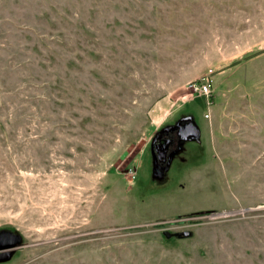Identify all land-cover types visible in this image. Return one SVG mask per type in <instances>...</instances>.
Returning a JSON list of instances; mask_svg holds the SVG:
<instances>
[{"label": "rangeland", "instance_id": "374dc122", "mask_svg": "<svg viewBox=\"0 0 264 264\" xmlns=\"http://www.w3.org/2000/svg\"><path fill=\"white\" fill-rule=\"evenodd\" d=\"M3 229L0 264H264V0H0Z\"/></svg>", "mask_w": 264, "mask_h": 264}, {"label": "water", "instance_id": "95a60500", "mask_svg": "<svg viewBox=\"0 0 264 264\" xmlns=\"http://www.w3.org/2000/svg\"><path fill=\"white\" fill-rule=\"evenodd\" d=\"M191 122L192 123H190L188 126L181 127L182 141H186L190 139L200 140L201 138V129L198 123L195 122L194 120H191ZM162 140L163 139L156 136L152 141L154 166L157 173H160L158 171V166L162 167V164H165L166 161L168 160L166 165L168 168L172 160V155H170L168 151L171 141H166V144L161 146ZM164 172H162L161 174H164ZM190 235H191L190 231L175 232V233L164 232V237H166L168 240L171 238H179V239L189 238L191 237ZM23 246H24L23 237L20 233L7 229L0 230V263H6L11 261L13 259V255L15 251Z\"/></svg>", "mask_w": 264, "mask_h": 264}, {"label": "flooded vegetation", "instance_id": "af4514ba", "mask_svg": "<svg viewBox=\"0 0 264 264\" xmlns=\"http://www.w3.org/2000/svg\"><path fill=\"white\" fill-rule=\"evenodd\" d=\"M191 120L195 121V118H194V115L190 114L189 112L180 114L178 117L174 118L171 122L166 124L159 131H157V133L154 135V137L158 136L161 139H163L161 141V146L166 144V141H171V144L169 145V150H168L169 154L172 155L171 162L175 161L177 158L180 157L181 154H183V152H185L184 150L187 148L186 145L188 143H191V142H194V141L196 143H199L201 141V139H202V136H201L200 140H192V139H190V140L182 141L181 127L188 126L190 123H192ZM199 127H200V125H199ZM200 129H201V127H200ZM201 135H202V129H201ZM152 141H153V139H152ZM152 141H151L149 149H150V152L153 155V152H152ZM160 150H161V147H160ZM167 162H168V160L166 161L165 164H162V167L158 166V171L160 173L166 171ZM171 162H170V164H171ZM153 164H154V155H153ZM170 164H169V167H170Z\"/></svg>", "mask_w": 264, "mask_h": 264}, {"label": "built area", "instance_id": "2783aa9c", "mask_svg": "<svg viewBox=\"0 0 264 264\" xmlns=\"http://www.w3.org/2000/svg\"><path fill=\"white\" fill-rule=\"evenodd\" d=\"M190 89L192 91H194L193 94L200 93L201 95H205V96H209L210 95V89H209L208 85H200V84H197V83H193L190 86Z\"/></svg>", "mask_w": 264, "mask_h": 264}]
</instances>
